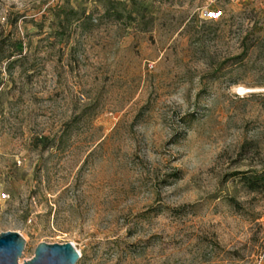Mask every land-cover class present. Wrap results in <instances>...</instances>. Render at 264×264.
I'll list each match as a JSON object with an SVG mask.
<instances>
[{
  "label": "rangeland",
  "instance_id": "1",
  "mask_svg": "<svg viewBox=\"0 0 264 264\" xmlns=\"http://www.w3.org/2000/svg\"><path fill=\"white\" fill-rule=\"evenodd\" d=\"M5 231L19 263L264 264V0H0Z\"/></svg>",
  "mask_w": 264,
  "mask_h": 264
},
{
  "label": "water",
  "instance_id": "2",
  "mask_svg": "<svg viewBox=\"0 0 264 264\" xmlns=\"http://www.w3.org/2000/svg\"><path fill=\"white\" fill-rule=\"evenodd\" d=\"M23 249L24 239L18 232H0V264H75L80 257L71 242H39L33 256L19 263Z\"/></svg>",
  "mask_w": 264,
  "mask_h": 264
},
{
  "label": "trees",
  "instance_id": "3",
  "mask_svg": "<svg viewBox=\"0 0 264 264\" xmlns=\"http://www.w3.org/2000/svg\"><path fill=\"white\" fill-rule=\"evenodd\" d=\"M20 48H21V47H20ZM243 54H244V52H243ZM255 182H256V183H255ZM255 184H258L257 181H256V179H253V178H249V179H248V185H249L250 188L253 189L254 186H255Z\"/></svg>",
  "mask_w": 264,
  "mask_h": 264
},
{
  "label": "bare ground",
  "instance_id": "4",
  "mask_svg": "<svg viewBox=\"0 0 264 264\" xmlns=\"http://www.w3.org/2000/svg\"><path fill=\"white\" fill-rule=\"evenodd\" d=\"M239 90H241V88H239Z\"/></svg>",
  "mask_w": 264,
  "mask_h": 264
}]
</instances>
